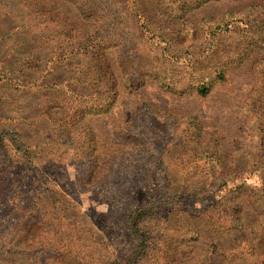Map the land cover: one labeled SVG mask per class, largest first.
I'll use <instances>...</instances> for the list:
<instances>
[{"label": "rangeland", "instance_id": "374dc122", "mask_svg": "<svg viewBox=\"0 0 264 264\" xmlns=\"http://www.w3.org/2000/svg\"><path fill=\"white\" fill-rule=\"evenodd\" d=\"M196 3L0 0V264H264V0Z\"/></svg>", "mask_w": 264, "mask_h": 264}, {"label": "trees", "instance_id": "16d2710c", "mask_svg": "<svg viewBox=\"0 0 264 264\" xmlns=\"http://www.w3.org/2000/svg\"><path fill=\"white\" fill-rule=\"evenodd\" d=\"M206 1H208V0H197V3L194 5V8L200 7ZM183 2L186 3L188 1H183ZM26 5H27L28 9H30L32 7L29 4H26ZM185 5L186 4H183V6H185ZM189 7H192V6L190 5ZM71 38L73 39V37H71ZM90 41H91V38L90 39L82 38L81 41L78 43V48L76 49L77 51H75V52H77V53L81 52L82 56L86 55L87 57H91V59H93L94 56H95L94 59L98 60L100 62V65H98V66L94 65V66H92V69H90L91 67H89V68L87 67V70H86V72L83 75V78L88 77L89 81H95V82L98 83L99 82L98 79H95V78H101L102 76L105 75L104 69L102 67V63L103 62L101 61V59H99V58H102V57H100L98 55L96 56V53L93 52V49H94L95 46H91L90 43H89ZM102 45H103V43H102ZM98 47H100V46H98ZM57 50H60L61 53H63V51H64L63 49H62L63 50L62 51L59 48H57ZM60 56H62V54H60ZM60 56L58 58L55 57V61L60 62ZM62 63L63 64H59V65L60 66H65V63L64 62H62ZM1 77L4 78L3 76H1ZM207 90L208 89L203 88V87L200 89V91L203 94H205L207 92ZM74 95H76V94H74ZM77 95H76V97H78ZM80 97H81V99L87 98L86 96H82V95H80ZM111 106H112V103L110 101V103L106 104L105 107L101 106V108L99 110H97V111L99 113H104L105 114L106 112L109 111ZM86 109H88V108H86ZM82 110H83V108H80V110H78V111L82 112ZM37 178H38V176H37ZM50 198H51V196L43 194V198H41V200L45 203L46 200H49ZM160 208L161 207H158V202H155V203L149 202L148 206L144 210H142V211L138 210V211H136L133 214L128 216L127 220L130 223L133 236L136 238V240L138 242V244L136 245V249H137L136 254L138 252L140 254V253H142L144 251V247L147 245V239H148L147 238V234H146L147 232L140 228V224L146 219L145 217L149 216L150 214H153L156 210H159ZM12 233H9L8 235H13ZM16 235L17 234H14V236H16ZM12 250H13L12 247L9 248V249L2 248L0 250V252H4V253H6L8 255V254H11ZM118 261H119V264H124L123 260H118ZM112 264H116V261H115V263H112ZM117 264H118V262H117ZM229 264H231V263H229Z\"/></svg>", "mask_w": 264, "mask_h": 264}]
</instances>
